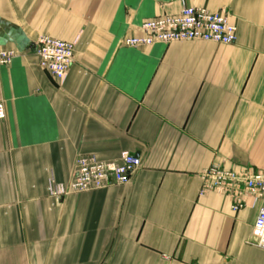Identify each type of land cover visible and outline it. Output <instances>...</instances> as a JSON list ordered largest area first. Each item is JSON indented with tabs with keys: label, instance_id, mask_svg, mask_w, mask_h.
<instances>
[{
	"label": "crops",
	"instance_id": "crops-1",
	"mask_svg": "<svg viewBox=\"0 0 264 264\" xmlns=\"http://www.w3.org/2000/svg\"><path fill=\"white\" fill-rule=\"evenodd\" d=\"M185 6L229 11L233 45L128 47ZM42 36L75 43L66 82L39 65ZM0 264H264L254 228L204 173H264V0H0ZM134 154L126 184L64 197L76 160Z\"/></svg>",
	"mask_w": 264,
	"mask_h": 264
},
{
	"label": "built area",
	"instance_id": "built-area-1",
	"mask_svg": "<svg viewBox=\"0 0 264 264\" xmlns=\"http://www.w3.org/2000/svg\"><path fill=\"white\" fill-rule=\"evenodd\" d=\"M141 37L125 40L128 47H147L155 43L201 41L221 45H233L237 41L238 28L229 11L211 12L205 8L185 6L178 14L165 15L142 24ZM40 67L62 86L74 64L75 43L42 36L36 42ZM17 53L0 51V67L10 65ZM6 116L0 103V119ZM142 161L130 153H123L120 161L105 162L94 155H81L76 160L73 180L68 186H52L51 194L64 197L74 193L95 192L113 185L129 183L141 168ZM203 193L212 191L233 200V209L239 211L264 201V173L251 170L223 169L211 166L203 175ZM254 228L259 233L258 246L264 248V206L256 217Z\"/></svg>",
	"mask_w": 264,
	"mask_h": 264
}]
</instances>
